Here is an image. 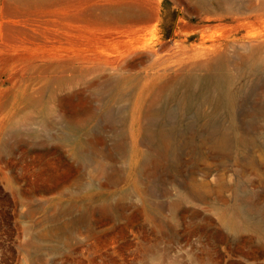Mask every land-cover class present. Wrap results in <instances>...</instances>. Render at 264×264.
Returning a JSON list of instances; mask_svg holds the SVG:
<instances>
[{"label": "rangeland", "instance_id": "rangeland-1", "mask_svg": "<svg viewBox=\"0 0 264 264\" xmlns=\"http://www.w3.org/2000/svg\"><path fill=\"white\" fill-rule=\"evenodd\" d=\"M126 1L0 0L1 75L30 97L0 120V264H264V0H149V24ZM220 71L232 135L260 132L196 152ZM147 84L174 87L167 118Z\"/></svg>", "mask_w": 264, "mask_h": 264}, {"label": "bare ground", "instance_id": "bare-ground-1", "mask_svg": "<svg viewBox=\"0 0 264 264\" xmlns=\"http://www.w3.org/2000/svg\"><path fill=\"white\" fill-rule=\"evenodd\" d=\"M126 2H128L130 8V14L120 16L115 15L113 17L122 18L124 20H133L144 24H149L153 19L154 11L149 0H127ZM12 11L15 12V9ZM6 28L8 29V27ZM210 47H212V45L206 47L207 49L205 51L210 53L212 51ZM231 77L230 73L220 71L201 80V82H206L209 87L205 89V97L201 99L200 105L197 107L203 132L200 134L198 132L199 139L196 143L192 144L193 149L196 152L204 151L207 146L210 150L216 152V154H230V152L233 151V147L231 146L233 137H235L234 139L237 145L241 148L256 143L257 134L260 132L258 127L261 126L252 128L248 123L244 122L243 124H238V128H241L245 133L240 134L239 136L232 135L233 133L231 130L234 127L233 125L236 124L233 117V109L237 94L235 95L233 92H230L229 86L231 83ZM191 81L193 80H189L188 83L190 84ZM166 87V84L159 87H152L150 84H147L141 86L135 92L139 98L147 96L151 99L152 108L150 109L148 116L150 120L164 117L167 118L170 114L167 103H165L163 99L168 96L169 98L174 99L176 98V94L174 87L171 86V84L167 88ZM214 92H219V97ZM185 100H187L186 95ZM140 103H142V100ZM221 109H225L227 112V116L229 117L227 124L223 123L225 119L218 116ZM170 134L171 131L169 130L160 131V136H162V138H168L170 137ZM135 135L136 132H130V137H135ZM148 135L152 136L153 132L150 131ZM187 143L189 145V142Z\"/></svg>", "mask_w": 264, "mask_h": 264}, {"label": "crops", "instance_id": "crops-1", "mask_svg": "<svg viewBox=\"0 0 264 264\" xmlns=\"http://www.w3.org/2000/svg\"><path fill=\"white\" fill-rule=\"evenodd\" d=\"M21 95L23 96L22 103L20 101ZM27 98L28 99H26L24 89L22 87L18 89L16 84L12 80L3 77L0 71V120H5L7 117H9V119L15 117L13 113H11L15 110H24L23 105L27 101L28 103L30 102V97L28 96ZM10 132L11 130L7 131L6 134Z\"/></svg>", "mask_w": 264, "mask_h": 264}]
</instances>
